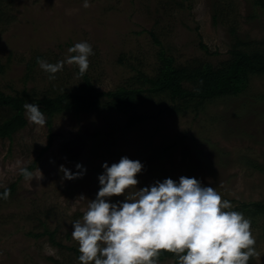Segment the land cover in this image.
<instances>
[{
	"label": "rangeland",
	"instance_id": "1",
	"mask_svg": "<svg viewBox=\"0 0 264 264\" xmlns=\"http://www.w3.org/2000/svg\"><path fill=\"white\" fill-rule=\"evenodd\" d=\"M83 2L0 0L4 94L24 92V104H35L43 96L81 93L87 83L100 91L125 84L145 88L129 78L136 67L153 77L161 49L175 66L218 67L230 58L233 26L241 39H264V12L252 11L246 0H88L87 8ZM81 41L94 52L83 76L74 64H65L55 79L40 68L38 58L65 60L68 48ZM147 95L141 94L134 110L65 112L54 116L50 127L29 122L24 111L26 126L10 139L0 138V190L14 184L9 197L0 198V264H79L71 223L82 219L87 199L95 197L101 164L124 155L144 165L138 188L184 175L214 187L233 208L264 201V74H249L241 93L214 99L197 113H175L162 95ZM8 114L0 106V122ZM132 116L139 121L124 129ZM78 162L86 174L64 179L59 166L77 171ZM22 167L36 178L25 179ZM118 199L123 197L111 198ZM250 220L262 254L250 264H264V220ZM45 228L59 246L48 235L34 236ZM159 264H176V259L166 257Z\"/></svg>",
	"mask_w": 264,
	"mask_h": 264
},
{
	"label": "clouds",
	"instance_id": "2",
	"mask_svg": "<svg viewBox=\"0 0 264 264\" xmlns=\"http://www.w3.org/2000/svg\"><path fill=\"white\" fill-rule=\"evenodd\" d=\"M82 6L89 7L88 0ZM68 53L65 60L55 63L41 58L37 62L50 79H55L65 64L78 66L83 76L89 68V57L94 55L92 45L77 42ZM23 107L29 122L46 125L38 104L26 103ZM101 167L95 197L86 198L82 219L71 223L79 264H159L162 252L173 254L176 264H250L253 258L261 257L255 248L252 221L233 210L231 202L214 187L181 175L138 188L137 174L144 165L126 155L111 164L104 161ZM75 169L59 166L66 180L82 178L87 171L79 162ZM39 172L38 179H43ZM20 174L27 180L36 178L26 167L20 168ZM9 195L10 190L5 188L0 198ZM113 196L123 199L112 201Z\"/></svg>",
	"mask_w": 264,
	"mask_h": 264
},
{
	"label": "trees",
	"instance_id": "3",
	"mask_svg": "<svg viewBox=\"0 0 264 264\" xmlns=\"http://www.w3.org/2000/svg\"><path fill=\"white\" fill-rule=\"evenodd\" d=\"M246 1L249 2L252 11L264 12V0ZM229 33L232 40L228 50L230 58L221 66L213 67L209 63L195 66H175L172 57L165 55L161 49L157 55L158 66L153 77H147L142 70L136 67L134 68V77L129 78L130 80L139 79L142 82L141 85H148L145 88L131 87L125 84L113 90L100 91L91 83H87V89L85 91L82 89L81 93L64 92L54 97L43 96L37 99L35 104H38L41 111L44 112L47 127L51 126L54 116L65 112L78 114L89 111L124 112L134 110L139 105L143 92L148 93V97L162 95L175 113L181 114L188 110L197 113L204 108L205 104L214 99L236 96L241 93L247 86L249 74L253 72L264 74V39L260 42L241 39L235 26L230 29ZM153 38L158 44L157 38L155 36ZM200 46L205 48L202 43ZM124 54L121 53L118 57L120 64H124ZM24 96V92L10 95L4 94L0 90V106H5L9 110L8 117L0 122V138L10 139L17 130L26 126ZM138 121L136 116H132L127 119L123 128L129 129ZM254 168L263 171L259 165H254ZM27 169L29 170V168ZM13 186L14 184H10L6 188L11 192ZM4 189H1L0 193H3ZM240 206L242 207L239 209L235 207L233 210L249 213L247 217L250 219L261 216L264 220V201L243 203ZM43 235H48L53 245H60L53 240V232L47 231L46 228L43 232L34 234L36 237ZM75 252L78 255V252ZM166 257L176 259L173 254L162 252L159 260Z\"/></svg>",
	"mask_w": 264,
	"mask_h": 264
}]
</instances>
